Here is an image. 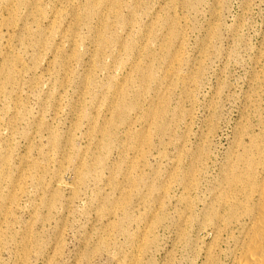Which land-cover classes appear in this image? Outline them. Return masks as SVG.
<instances>
[{
  "label": "rangeland",
  "instance_id": "obj_1",
  "mask_svg": "<svg viewBox=\"0 0 264 264\" xmlns=\"http://www.w3.org/2000/svg\"><path fill=\"white\" fill-rule=\"evenodd\" d=\"M35 1L9 14L0 0V79L14 66L19 85L0 95L4 175L26 158L44 178L0 223V264H204L210 248L228 263L237 142L264 128V0H114L101 43L93 0ZM41 9L43 35L76 32L74 45L41 43Z\"/></svg>",
  "mask_w": 264,
  "mask_h": 264
},
{
  "label": "bare ground",
  "instance_id": "obj_2",
  "mask_svg": "<svg viewBox=\"0 0 264 264\" xmlns=\"http://www.w3.org/2000/svg\"><path fill=\"white\" fill-rule=\"evenodd\" d=\"M93 1L92 2L86 1L87 3L86 4L84 3L86 5V7H84V9H85L86 16L91 17V18L94 17L96 20H98L97 23L100 26L98 29V33H96V35H94V36L96 38V42L101 43V42L108 40L107 34L103 33V31L106 30L107 26H108L107 14L112 12L113 14L116 15V14H118V10L116 7H114V4H115L114 0H99L98 2L97 1L93 2ZM39 3L40 2L38 0H36L35 3L32 2V4H36V5H38ZM42 3H43V1H42ZM17 4H18V0H4L3 8L9 14L10 13L12 14V13H15L12 11H13V9H16ZM76 9H78V8H76ZM25 11H26V13L28 12V10H26V9H25ZM41 12H42V9L39 10L38 14H36V15L33 14V20L32 21L35 24H37V26H35L36 27L35 31L40 32L43 35L44 29H43V31L38 29L39 25H40L39 21H41L40 20V17L42 15ZM63 12H61V13H63ZM55 15H56L55 9L52 8L50 14H48L46 19L47 20L51 19L53 22L54 21L53 18H55ZM71 15H73L74 17H80V13L77 10L72 11ZM30 16H31V14H30ZM111 16H113V15L111 14ZM27 17H28V15H27ZM4 18L6 19V17H4ZM110 18L111 17H109V19ZM33 22H32V24H33ZM54 23H52V24H54ZM178 24H179V22H178ZM0 25H3V19L1 17H0ZM29 25H31V24H29ZM170 25H171L170 26V28H171L173 25H175V22H171ZM0 28H1V26H0ZM70 30L72 31L73 29H70ZM49 33H50V35H48V36L43 35V39L41 40V43H43V42L46 43V42L50 41L51 37H53L54 41L56 38L59 39L60 41L65 40L69 43V45H74L75 42L77 41V39H76L77 35L75 34L76 32L75 33L71 32L70 34L59 32L58 34H55V33H52V30H50ZM23 34H25V33H23ZM23 39H24V37H23ZM0 42H1V40H0ZM10 45H12V44H10ZM76 46H77V44H76ZM104 46H105V44H104ZM74 48H76V47H74ZM115 49H116V47H115ZM58 50H60V48ZM115 51H117V50H115ZM120 51L121 50H119L118 52H120ZM2 55H4V54H2ZM93 58H95V57H93ZM15 64H17V61ZM172 66L174 67V65H172ZM7 69H8V71L5 74V76L3 77V80L0 79V95H4L3 97H5V94L7 91V90L5 91V85H9L10 89H15L19 86L14 81V73L16 75V68L14 66H9V68H7ZM63 69H65V67ZM30 72H32V71H30ZM90 72H92V71H90ZM82 74H83V72H82ZM174 74L175 73L170 72L169 77H172ZM87 77H89V76H87ZM89 81H90V78H89ZM109 82H110V80H109ZM117 84H119V86L117 88L118 89V96L116 97L117 94L114 95L116 98L112 99V101L109 103V107H108V109L112 115H113V113H115V115L118 114L120 106H121L120 105L121 100L124 96L125 86H123V84H121L120 82ZM59 89H60V87H59ZM56 95H57V93H56ZM11 110H13V109H11ZM18 112H20V111H18ZM18 116H19V114H18ZM18 116H16V117H18ZM2 118H4V117H2ZM99 131H101V134L106 136V134H107V128L106 127L100 128ZM1 133H0V137H1ZM237 146H239L240 149H238V150L236 149V151H235V209L233 207V211H232L233 215H234L233 217L235 218V247L232 251H228L229 256H230L229 257L230 260L228 263H223L222 261H220L215 256L214 251L210 248L204 255V258H205L204 264H264V128L260 129V131H258L256 133L252 129L249 128V130H247L245 132V134L243 135L242 139L238 140ZM30 164H31V162L29 160H27L26 158H23L20 161L19 166L17 167V172H18L17 177L8 178L6 176L7 174L4 175V173L6 172V167L9 165L7 162V155L4 154V155L0 156V189H1V185H2L3 181L8 182L9 185L11 186V191L9 192V194L7 196L2 198V196L0 195V223L1 224L5 225L7 222V215L11 211H13L15 208L18 207L17 200H18V197L22 194V184L25 183L26 180H28V178L35 181L36 183H43V181H44V178L42 176L38 175V173L34 174L31 171L25 172V168L27 166H29ZM80 172H81L80 168L75 170L74 173H75L76 177H78L81 174ZM62 175L63 174L61 171H59L55 174V178L53 181L54 185H57L58 187L67 185V183H64L62 181ZM76 182H77V180H76ZM75 185H76V183H75ZM70 189L72 191H75V188L73 187V185L70 186ZM232 201H234V200H232ZM4 243H5V237L3 236V234L0 230V247H2L4 245ZM217 255L218 256L222 255V250H219L217 252Z\"/></svg>",
  "mask_w": 264,
  "mask_h": 264
}]
</instances>
